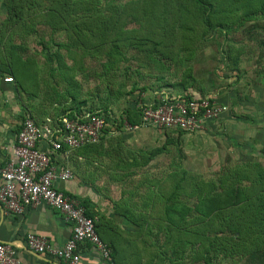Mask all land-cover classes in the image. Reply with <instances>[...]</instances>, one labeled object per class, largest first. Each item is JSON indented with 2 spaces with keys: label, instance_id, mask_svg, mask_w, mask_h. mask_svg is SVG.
<instances>
[{
  "label": "trees",
  "instance_id": "16d2710c",
  "mask_svg": "<svg viewBox=\"0 0 264 264\" xmlns=\"http://www.w3.org/2000/svg\"><path fill=\"white\" fill-rule=\"evenodd\" d=\"M1 3L4 18L0 22V81L13 88L25 112L28 104L23 97H35L30 86L35 88L34 81L42 73L47 77L43 83L50 89L49 105L69 103L62 111H69L70 116L72 112L82 114L92 110L112 113L105 106L87 107V100H82L83 79L77 78L85 75L87 61H96L104 83L124 62L125 51L135 50L155 70L169 74L167 62L179 65L189 62L193 46L214 41L235 83L240 80V61L239 56L235 61L233 55H241L242 48H248L249 43H258L256 56L262 54L258 59H264V0H1ZM138 6L145 9L144 14H139ZM133 21L141 29H128ZM146 21L153 22L155 29L143 30ZM248 23L250 26L244 28ZM156 33L166 39L155 40ZM29 41L33 44L31 51L26 47ZM185 71L175 89L189 99L192 92L188 90L192 86L188 79L192 71L191 68ZM7 76L14 84L3 82ZM157 80L162 81V77ZM163 85L160 89L173 87L167 82ZM105 90L110 91L109 83L105 84ZM135 90L134 86L130 92ZM168 90L171 96L178 95ZM135 106L121 114L128 123L137 126L139 116ZM25 116L37 124L43 121L37 120L31 110ZM184 133L190 134L163 130L165 141L160 147L126 152L131 158L119 151L121 154L114 157L119 160L116 167L122 180L129 177L130 170L148 167L156 157L167 153L170 145L178 149ZM94 146L77 150H92ZM238 161L215 180H204L173 163L166 174L145 186L144 193L136 195L137 189L133 188L120 190V198L110 201L113 224L124 225L119 230L117 226L110 227L113 218L99 216L95 222L87 208L86 214L93 220L100 240L101 231L109 230L110 245H106L116 264L115 253L117 256L120 253L115 244L134 236L143 242V251L152 252L151 258L157 264H264V165L251 156H241ZM124 243L127 249L133 246L129 240ZM131 251L128 255L133 259Z\"/></svg>",
  "mask_w": 264,
  "mask_h": 264
},
{
  "label": "rangeland",
  "instance_id": "374dc122",
  "mask_svg": "<svg viewBox=\"0 0 264 264\" xmlns=\"http://www.w3.org/2000/svg\"><path fill=\"white\" fill-rule=\"evenodd\" d=\"M126 0H120L125 2ZM139 14L142 15L145 9L142 6H138ZM3 7L0 0V22L3 20ZM153 22L146 21L143 30L155 29L152 25ZM249 23L244 28L249 27ZM135 28L136 30L141 29L138 22L133 21L132 24L128 25V29ZM243 31V30H242ZM240 31V33L242 32ZM262 34V30H259ZM238 34L239 36L241 34ZM47 34V32H46ZM138 36V33L135 34ZM166 39V36L161 37L158 33L155 34L154 39ZM17 43V41L15 40ZM248 48L243 47L241 55H233V59L236 61V56H239L238 72L240 80L235 83V79L226 65L223 63L224 57L218 52V46L214 41L205 44H200L198 47L193 46L190 49L191 61L185 62L179 65L177 62H167L170 73L162 74L154 69L153 64L145 59L144 55L136 52L135 50L125 51V59L122 64L118 66V69L108 76V79L102 82L99 77L101 69L96 61L88 62L85 67L86 73L83 78L78 77L81 80L82 86V100H87V107H96L97 109L106 107L111 115H113L114 124L105 130L106 134H118L128 133L124 131L119 123L118 118L122 117L124 110H130L137 101L140 99H147L153 92H171L178 95H183L176 91L175 87L178 84L182 74L187 73L186 68H191V78L188 79L192 88L188 90L192 99L211 97L217 102L225 103L229 107L228 117L220 122L211 123L204 127V130L194 133H184L180 136L179 147L176 149L174 145L169 146V151L162 154L154 159L148 167L130 170L128 173L129 177L122 180L121 185L118 187L117 195L120 190L127 191L137 189V194L144 193L145 186H148L150 181L160 178L166 174L170 164H177L183 167L188 172L201 177L204 180H215L224 169H229L239 163L241 156H251L257 162L264 165V150L255 147L258 145V136L252 137L251 133L248 132L246 126L242 124L241 118L245 114L241 107V96L246 94L249 85L256 80V60L259 56H256L258 51V43H249ZM33 44L29 41L26 45L30 50ZM240 49V48H239ZM241 50V49H240ZM240 52V51H239ZM38 63L41 64L42 59L38 57ZM100 69V70H99ZM90 70V72H88ZM171 74V75H170ZM38 81H34L35 88L32 89L30 86V92L35 94V97L24 96V101L28 104V109L34 114L37 120L42 121L43 118L55 117L61 114L65 108L69 107V103L58 104L59 106L49 105V91L50 89L44 85L43 82L46 80L45 74H38ZM8 77V76H7ZM162 77V81H158V78ZM99 78V79H96ZM185 78V77H184ZM4 80V79H3ZM181 80V79H180ZM167 82L171 88L160 89L163 84ZM14 84V80L11 82ZM109 83L110 91L105 90V84ZM136 88L134 92H130L132 87ZM33 90V91H31ZM194 95V96H193ZM189 96V97H190ZM18 99H21L20 97ZM21 105V104H20ZM25 112V115L29 114V110ZM56 118V117H55ZM151 130L149 132L151 137L147 138L146 141L141 139L140 151H150L157 147H160L164 141L163 130H158L153 127L146 128ZM159 131V132H157ZM162 133H161V132ZM173 134V137L175 139ZM119 138V137H118ZM171 138V137H170ZM249 140V141H247ZM121 139H117V148L121 151L128 149L132 151V148L126 144L119 147ZM122 142V141H121ZM144 142H147L146 145ZM250 142V146L247 143ZM251 142H254L252 145ZM123 143V142H122ZM144 144V145H143ZM124 146V147H123ZM254 148V150L252 149ZM138 150V149H137ZM134 151V149H133ZM136 151V150H135ZM126 153V151H124ZM129 152V151H127ZM123 155L127 158L129 153ZM124 156V157H125ZM131 241L133 244L129 246V249L124 247L123 249L119 246V243ZM143 240V239H142ZM117 242L119 246L120 259L125 264H136L140 262L142 264H157V262L151 258L152 252L143 251V242L139 238L135 240V236L132 239H122ZM124 244V243H123ZM134 247V248H133ZM137 247V251L135 249ZM135 250H133V249ZM132 250V251H131ZM134 253L133 259L128 253ZM123 252V255H121ZM137 254V255H136ZM136 255V257H135ZM134 258H136L134 260ZM243 264V263H242Z\"/></svg>",
  "mask_w": 264,
  "mask_h": 264
},
{
  "label": "built area",
  "instance_id": "2783aa9c",
  "mask_svg": "<svg viewBox=\"0 0 264 264\" xmlns=\"http://www.w3.org/2000/svg\"><path fill=\"white\" fill-rule=\"evenodd\" d=\"M4 82L11 83L12 79L5 77ZM135 111L139 116L137 126L124 117L118 118L126 132L153 127L194 133L204 130L210 123L222 121L229 114V107L211 97L188 99L161 91L137 101ZM72 114L65 111L56 118L47 117L40 124L25 116L13 147L16 161L0 173V206L9 214L20 216L27 208L44 204L70 222L71 234L63 247L56 248L46 238L28 234L26 244L30 251L66 264H78V247L89 243L98 249L107 264H115L111 249L96 234L85 207L76 198L56 189V182L69 181L73 174L52 159V155L57 156L64 149L71 151L99 144L105 130L114 124V118L101 110ZM40 142L48 152L38 147ZM0 264H20L11 245L0 243Z\"/></svg>",
  "mask_w": 264,
  "mask_h": 264
},
{
  "label": "crops",
  "instance_id": "0c3cea01",
  "mask_svg": "<svg viewBox=\"0 0 264 264\" xmlns=\"http://www.w3.org/2000/svg\"><path fill=\"white\" fill-rule=\"evenodd\" d=\"M258 55L260 57L263 56L262 54ZM254 73H256V80L249 85L248 92L241 96L240 103L244 110L243 113H245L241 121L252 137L258 136V145H254V142L251 143L258 147L257 151L259 152V149L264 150V59L256 60ZM24 113L13 88L0 81V173L11 162L16 161L13 147L17 140L20 124L25 118ZM149 132L151 130L139 128L133 132L122 133L119 136L113 133L104 134L100 143L94 146L92 150L81 149L78 151L76 149L67 151L64 149L57 156L52 155L55 164L69 169L73 174L72 179L69 181L56 182L54 184L56 189L76 198L85 209L87 208L94 217L95 222L98 221L99 216H104L109 220L113 218L110 222L112 224L110 227L117 226L118 230L121 229L124 225L113 224L115 217L110 205V201H117L120 198V191L118 195L116 193L121 185L122 178L121 172L118 171L119 168L116 167L119 164V160L114 157L121 154L119 152L121 150L117 148L116 141L121 139L123 142L119 141L121 149L122 145L126 146V144L132 148V151L126 148L122 150L123 152L138 153L141 149L140 143H142L140 140L144 139L146 141L147 138L151 137ZM146 143L144 142L145 145ZM247 145L250 146V142ZM38 147L46 152L49 151L42 142L38 144ZM252 149L254 150V148ZM115 221L116 223L120 222L118 220ZM101 232H103L101 233V240L104 244L110 245L109 230L104 228ZM28 234L44 237L54 247L61 248L70 237L71 224L59 212L44 204L27 208L20 216L11 215L0 206V243L9 244L16 250L20 264H44L46 262L50 264H66L63 261L51 259L30 251L26 244V236ZM123 243H119L120 247H123L125 244ZM118 247L115 244V248ZM78 254V264H107L98 249L89 243L80 244ZM115 256L117 264L123 262L119 255L117 256L115 253Z\"/></svg>",
  "mask_w": 264,
  "mask_h": 264
}]
</instances>
